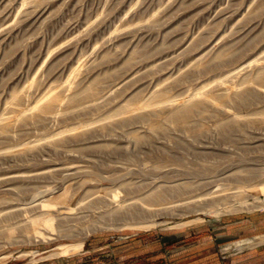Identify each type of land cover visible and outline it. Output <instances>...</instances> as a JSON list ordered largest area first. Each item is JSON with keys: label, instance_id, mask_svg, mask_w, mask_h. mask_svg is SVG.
<instances>
[{"label": "rangeland", "instance_id": "1", "mask_svg": "<svg viewBox=\"0 0 264 264\" xmlns=\"http://www.w3.org/2000/svg\"><path fill=\"white\" fill-rule=\"evenodd\" d=\"M0 264H264V0H0Z\"/></svg>", "mask_w": 264, "mask_h": 264}, {"label": "bare ground", "instance_id": "2", "mask_svg": "<svg viewBox=\"0 0 264 264\" xmlns=\"http://www.w3.org/2000/svg\"><path fill=\"white\" fill-rule=\"evenodd\" d=\"M163 98H165V97H163ZM211 98H212V96L208 92H206V91H198L197 92V98L195 100H192V101L187 102V103H180L179 105H175L173 110L170 113H168V118L172 122L185 123L188 120V118L190 117L191 112L199 104V102L208 101V100H211ZM165 99H167V98H165ZM52 100H54L53 96L50 97V99H49V101L47 103L43 104V106H41L39 108L42 109V110H45L47 105H49ZM110 196L114 198V203L115 202L119 203L122 200H124V198L123 197L120 198L119 195H117V196L110 195ZM140 199L143 202H145L146 204H148V201L146 199H142V198H140ZM47 200L50 201L49 199H47ZM112 200H111V202H112ZM32 201H34V199H31L30 202H32ZM41 204H42V202L38 201L36 203H33L32 205H29V206H31V208L23 207L22 210L23 211H28V210H31L33 208L35 209V208L41 206ZM53 205H54V207H56L55 204H53ZM129 205H132V204L130 203ZM54 207H51V209L54 208ZM66 208L70 210L69 206H66ZM53 219L54 218H53V215L51 214V212L50 211H46L43 215H39V214H35L34 215L33 214L30 217V222H36L37 220H41L40 222L48 230H53V229H56V226L53 223ZM154 223H155V221L152 218L151 219H131L129 221H125L124 222V224L138 225V226H142V227H148L150 225H153ZM30 228H31V226H30ZM30 231L33 234L31 236V240L32 241H34L36 239H39V238L43 239V240H48V239L53 238V236L51 234L48 235V236H45L44 232H42L38 228H36V229L33 228ZM81 244H82V240L60 243V244L57 245V252L56 253H71V252H75L76 250H78L80 248Z\"/></svg>", "mask_w": 264, "mask_h": 264}]
</instances>
